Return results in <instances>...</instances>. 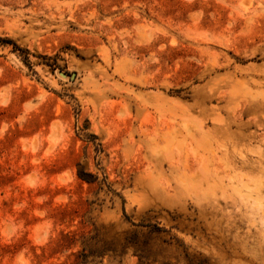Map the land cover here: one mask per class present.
<instances>
[{"label": "rangeland", "instance_id": "obj_1", "mask_svg": "<svg viewBox=\"0 0 264 264\" xmlns=\"http://www.w3.org/2000/svg\"><path fill=\"white\" fill-rule=\"evenodd\" d=\"M0 264H264V0H0Z\"/></svg>", "mask_w": 264, "mask_h": 264}, {"label": "water", "instance_id": "obj_2", "mask_svg": "<svg viewBox=\"0 0 264 264\" xmlns=\"http://www.w3.org/2000/svg\"><path fill=\"white\" fill-rule=\"evenodd\" d=\"M59 74H60L61 76H64V77L67 76L66 72H64V71H60ZM74 76H75V73L72 74V77H74Z\"/></svg>", "mask_w": 264, "mask_h": 264}]
</instances>
